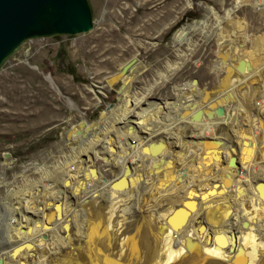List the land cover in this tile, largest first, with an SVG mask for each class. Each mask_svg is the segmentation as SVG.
<instances>
[{"label": "bare ground", "instance_id": "bare-ground-1", "mask_svg": "<svg viewBox=\"0 0 264 264\" xmlns=\"http://www.w3.org/2000/svg\"><path fill=\"white\" fill-rule=\"evenodd\" d=\"M241 3L238 0L236 8ZM258 4L254 10L264 11V2ZM233 11L227 10L222 20L231 22ZM222 20L216 22L215 31L222 26ZM259 45L264 47V42H255L253 51ZM237 54L242 56L240 48ZM224 65L218 61L214 71L218 73ZM231 69L230 76L220 80L217 93H209L211 102L201 112L193 111L198 93L196 84L190 82L183 89L174 88L176 101L159 102L152 110L136 112L135 120L129 117L127 110L121 117H114L130 125L124 127L126 132L118 128L113 132V140L104 141V153L94 152L106 167L118 172L112 180H119L115 189L109 187L111 181L102 178L93 163L81 166L68 163L59 177L53 179V184L43 183V179L36 189L38 193L29 190L17 198L18 206L33 212L35 218L38 211L45 223L41 231L46 232L47 237L41 239L39 223H32L36 235L31 240L26 239L30 238L28 234L26 238H15L8 251L10 255L4 254V258L0 255V264H264L261 237L264 204L258 195L264 189L263 148L261 159L256 160L254 155L259 151L255 150L256 146L264 144V67L248 75L252 68L243 58L232 62ZM140 99L129 103L131 110L140 104ZM168 107L184 112L178 128L180 138L174 133L168 135L169 138L165 136L169 139L166 144L156 136L159 131L154 132L153 126L163 120L157 119L160 110ZM216 107L223 110L222 116L214 115ZM210 112L208 118L205 113ZM164 115L165 119L170 117L169 113ZM222 130L225 135L221 134ZM96 132L87 138V141L90 139L87 146L98 143L100 138ZM75 137L78 140L81 136ZM243 141L251 149L248 157L240 154ZM128 142L133 146L128 145L129 150L125 151ZM149 144L158 145L159 149L157 146V152L144 155L141 148ZM230 160H234L236 166L230 167ZM143 167L144 175L139 172ZM98 181L103 184L102 188L96 185ZM56 183H60L61 190L57 191ZM147 192H153L154 202L156 195L159 200L152 207L137 206L140 193L144 197ZM34 196L40 201H34ZM90 197L92 202L86 204L85 200ZM130 198L136 202L132 213L124 206ZM68 199L72 203L67 202ZM46 206L56 207L59 215ZM23 219L17 214L16 219H9L8 228L14 236ZM242 222L247 223L246 228H241ZM231 233L235 235L232 247L228 238ZM217 238L223 243L220 248L215 246ZM19 246L21 249L17 250ZM13 247L16 248L13 250Z\"/></svg>", "mask_w": 264, "mask_h": 264}, {"label": "rangeland", "instance_id": "rangeland-1", "mask_svg": "<svg viewBox=\"0 0 264 264\" xmlns=\"http://www.w3.org/2000/svg\"><path fill=\"white\" fill-rule=\"evenodd\" d=\"M88 2L94 21L89 32L25 41L0 67L2 258L11 250L15 238H26L28 234L30 238L26 239L31 240L36 235L37 231L31 226L34 222L41 227L39 237L43 240L47 237L46 232L41 231L45 223L38 211L35 218L33 212L29 213L17 204L27 191L38 193L36 189L43 179L46 180L43 183L51 184L68 163L80 166L93 163V168L105 180L112 181L117 177L118 172L106 167L103 159L95 157L94 152L104 153V141L113 140L114 131L119 128L126 132L125 128L130 125L116 121L114 117H121L127 110L129 117L135 120L136 112L152 110L159 102H174L177 98L174 88L183 89L193 80L198 93L193 111L201 112L211 102L209 93H217L220 80L232 73V62L246 59L252 68L248 75L264 67V47L259 45L253 51L255 42H264V11L254 10L264 0H241L237 8L238 0ZM229 9L234 11L230 15L231 22L227 23L222 19ZM218 19L222 20V26L215 31ZM238 48L242 56L237 54ZM132 58L135 60L130 62ZM218 61L225 65L216 73L214 66ZM136 99H140V104L131 110L129 103ZM161 110L170 117L165 119ZM161 110L157 119L163 120L153 126V131L158 130L156 136L169 144L168 135L174 133L180 138L178 128L182 125L184 111L178 113L177 109L169 107ZM202 117L206 118L203 113ZM95 130L100 139L96 146H87L90 141L87 138H91L89 135ZM75 136L81 137L77 140ZM128 145L133 146L128 142L125 151L129 150ZM143 168H139V172L144 175L146 169ZM59 184L55 185L57 191L61 190ZM96 185L103 187L101 181ZM90 189L93 188L90 186ZM142 195H139L142 201L136 199L137 206L152 207L159 200L156 195L154 202L153 192H147V198ZM33 199L40 201L36 196ZM130 199L124 206L132 213L136 202ZM67 202L72 203L70 199ZM86 202L91 203L92 198ZM46 208L59 212L56 207ZM15 213L24 218L19 221L16 237L8 228L9 219H16ZM69 231L72 233V227ZM19 247L17 250L21 249Z\"/></svg>", "mask_w": 264, "mask_h": 264}, {"label": "water", "instance_id": "water-1", "mask_svg": "<svg viewBox=\"0 0 264 264\" xmlns=\"http://www.w3.org/2000/svg\"><path fill=\"white\" fill-rule=\"evenodd\" d=\"M93 24L88 0H0V67L25 41L85 34L92 29ZM134 60L135 58H132L130 62ZM192 83L196 84V81L193 80ZM213 113L220 117L223 110L216 107ZM205 114L208 118L211 117V112ZM157 146L152 144L143 146L141 152L144 155H152L158 151L155 148ZM250 153L248 143L243 141L240 154L248 157ZM228 165L236 166L234 160H230ZM118 183L119 180L111 181L109 187L115 189ZM259 185L262 187L261 183ZM260 192L262 193L258 195L264 204V189ZM261 225L264 227V220ZM246 226L247 223L242 222L241 228ZM230 235L228 238L232 247L235 235L233 233ZM216 240L215 246L222 247L223 243L218 238Z\"/></svg>", "mask_w": 264, "mask_h": 264}, {"label": "crops", "instance_id": "crops-1", "mask_svg": "<svg viewBox=\"0 0 264 264\" xmlns=\"http://www.w3.org/2000/svg\"><path fill=\"white\" fill-rule=\"evenodd\" d=\"M205 91H206V89H204ZM252 112H254V110L252 111ZM257 112V115H259V117L260 118H263L262 116H261V113H259L258 111H256ZM256 112H254V113H256ZM263 121H264V119H263ZM264 123V122H263ZM245 124V123H244ZM245 127H246V125H244L243 126V128L245 129ZM246 130V129H245ZM246 131H248V130H246ZM245 132V131H244ZM249 132V131H248ZM248 132H246V133H248ZM249 134V133H248ZM264 145V144H263ZM263 145H261V147L260 146H256V149L255 150H259L258 151V153H256V154H254L256 157V160H259V159H261V157H262V153H261V150H262V148H263V150L262 151H264V147H263ZM261 153V154H260ZM254 158V157H253ZM254 158V159H255ZM246 172V171H245ZM262 235H264V233H262ZM261 235V237L263 238L264 236H262Z\"/></svg>", "mask_w": 264, "mask_h": 264}]
</instances>
